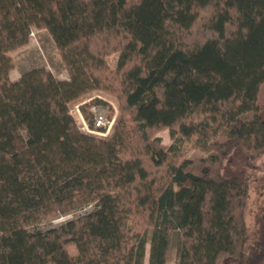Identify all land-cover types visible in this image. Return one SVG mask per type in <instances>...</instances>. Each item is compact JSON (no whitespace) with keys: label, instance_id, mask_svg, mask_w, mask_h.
<instances>
[{"label":"trees","instance_id":"16d2710c","mask_svg":"<svg viewBox=\"0 0 264 264\" xmlns=\"http://www.w3.org/2000/svg\"><path fill=\"white\" fill-rule=\"evenodd\" d=\"M32 27L67 79L9 78ZM262 83L264 0H0V264H165L173 230V264H264V191L249 231L247 174L222 173L264 152ZM89 90L116 100L107 136L70 113Z\"/></svg>","mask_w":264,"mask_h":264},{"label":"rangeland","instance_id":"374dc122","mask_svg":"<svg viewBox=\"0 0 264 264\" xmlns=\"http://www.w3.org/2000/svg\"><path fill=\"white\" fill-rule=\"evenodd\" d=\"M32 34H29L28 40L21 46H18L8 52L11 59V68L9 70V78L11 80L17 79L19 75L31 68L43 66L49 70L56 78L67 79L68 74L66 67L62 61V58L53 43V40L46 29H38L32 27ZM116 54H111L107 57L109 64H112ZM93 99H100L103 103L93 104L96 105L98 111H101L106 115V118L112 123L117 114V103L114 97L97 90H89L81 93L75 100L70 103V113L77 119L79 123L80 119L76 109L79 110V106L85 105ZM264 99V83L259 86L257 100ZM91 106V105H90ZM89 112L92 116V113ZM87 108V107H86ZM87 110V111H88ZM81 115V114H80ZM82 117V115H81ZM83 118V117H82ZM112 123L110 128L105 134H94L98 136H107L112 129ZM164 144L172 142V138L168 134L167 129H162L157 132ZM185 151L182 156L194 157L201 156L204 153L192 146L188 141H183ZM246 172L248 177V195L244 207V219L247 229L250 231L254 226V217L258 210L262 194L264 191V152L259 154L253 159L244 157L239 151L233 149L226 157L222 173L224 175H237L241 172ZM71 217L70 215L60 216L54 220L53 223L61 222ZM176 238V231L173 230L169 234L168 248L165 264H173L174 260V244Z\"/></svg>","mask_w":264,"mask_h":264},{"label":"built area","instance_id":"2783aa9c","mask_svg":"<svg viewBox=\"0 0 264 264\" xmlns=\"http://www.w3.org/2000/svg\"><path fill=\"white\" fill-rule=\"evenodd\" d=\"M29 34H32V31H30ZM77 114H78V118L80 119V129L90 132V133H94V134H105L108 129L111 126L112 123V119L109 121L106 118V115H104V113H102L101 111H98V109L96 108V105H91L90 106V111L92 113V126H89L85 120L81 117V113L78 111V109H76Z\"/></svg>","mask_w":264,"mask_h":264}]
</instances>
